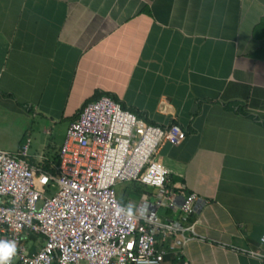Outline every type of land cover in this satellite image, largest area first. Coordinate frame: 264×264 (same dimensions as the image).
Here are the masks:
<instances>
[{"label": "crops", "instance_id": "0c3cea01", "mask_svg": "<svg viewBox=\"0 0 264 264\" xmlns=\"http://www.w3.org/2000/svg\"><path fill=\"white\" fill-rule=\"evenodd\" d=\"M96 93L184 131L155 159L196 195L195 235L161 264H264L247 252L264 254V0H0V149L28 139L25 160L50 173Z\"/></svg>", "mask_w": 264, "mask_h": 264}, {"label": "built area", "instance_id": "2783aa9c", "mask_svg": "<svg viewBox=\"0 0 264 264\" xmlns=\"http://www.w3.org/2000/svg\"><path fill=\"white\" fill-rule=\"evenodd\" d=\"M183 138L178 124L146 122L100 94L67 124L54 174L27 163L28 139L14 152L0 149V242L15 245L6 264H161L195 235L186 220L196 195L169 187V170L155 159L162 142ZM131 181L151 187L133 209L116 197ZM159 208L180 217L161 218Z\"/></svg>", "mask_w": 264, "mask_h": 264}, {"label": "trees", "instance_id": "16d2710c", "mask_svg": "<svg viewBox=\"0 0 264 264\" xmlns=\"http://www.w3.org/2000/svg\"><path fill=\"white\" fill-rule=\"evenodd\" d=\"M99 95H100L99 93H96L89 100H92V99L96 98ZM112 99L115 100L114 98H112ZM121 107L124 108L122 105H121ZM52 157H53V160L51 162L53 164H56L57 161H58L57 160V158H58L57 155H53ZM47 166H48L47 162H44L42 164L41 168L42 169H45V170H48V167ZM49 172L52 173V174L55 173V171L54 170H51V169H49ZM170 180H172V179H170ZM150 191H151V187L146 186V185H143V184L138 183V182H135V181H131V182L123 183V184L118 185L116 187V197H117V200L121 204H126V203H128V198L137 199V198H139L141 196L142 193H150Z\"/></svg>", "mask_w": 264, "mask_h": 264}, {"label": "rangeland", "instance_id": "374dc122", "mask_svg": "<svg viewBox=\"0 0 264 264\" xmlns=\"http://www.w3.org/2000/svg\"><path fill=\"white\" fill-rule=\"evenodd\" d=\"M63 128V126L61 127ZM60 128V129H61ZM41 130H42V124H40L39 122L37 121H34L33 124H32V131L30 133V140L31 142L35 139L36 142L39 143V140L38 138H44L45 139V135L41 134ZM65 130V129H64ZM37 131H39V134L38 135H33L35 133H37ZM37 136V137H36ZM13 136H10V139L12 138ZM7 142V141H6ZM9 142H11L12 144L14 143V140H10ZM31 146H34L33 143L31 144ZM38 149V147H36ZM53 153V150L50 151ZM136 199H133V198H128V203L127 204V207L131 208L133 206V202L135 201ZM159 211H161V208L159 209ZM33 238V237H32ZM31 238V239H32ZM39 241H40V238H39Z\"/></svg>", "mask_w": 264, "mask_h": 264}, {"label": "clouds", "instance_id": "9594fccd", "mask_svg": "<svg viewBox=\"0 0 264 264\" xmlns=\"http://www.w3.org/2000/svg\"><path fill=\"white\" fill-rule=\"evenodd\" d=\"M15 252V245L12 243L0 242V264H6Z\"/></svg>", "mask_w": 264, "mask_h": 264}]
</instances>
